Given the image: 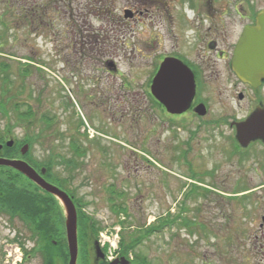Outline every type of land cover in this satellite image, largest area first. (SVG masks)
<instances>
[{
  "label": "rangeland",
  "instance_id": "1",
  "mask_svg": "<svg viewBox=\"0 0 264 264\" xmlns=\"http://www.w3.org/2000/svg\"><path fill=\"white\" fill-rule=\"evenodd\" d=\"M35 1L40 11L32 16V22L22 18L15 9L7 8L6 12L5 5L0 3V20L7 25L2 36L7 59L3 61L10 64L11 75L16 77L18 68L26 66L27 75L14 80L16 85L21 82L24 85L16 99L21 113L28 107L33 112L31 118L22 120V116L16 126H13L16 120H11L13 112L9 113L10 119L1 115L0 135L5 137L4 142L12 139L18 149L19 142L27 140L20 146H29L25 154L28 158L23 159L33 167L37 163L42 164L41 168L50 166L47 179L71 194L77 211L82 212L78 214H83V224L100 228L96 237L104 244L106 256L120 253L122 236L127 238L126 242L135 236L138 244L127 258L131 264L132 257L145 258L152 264H262L264 246H260L255 235L259 214L264 208V191L253 189L256 186L253 182L242 188H252L246 194L203 191L191 185L193 181L189 179L193 157L190 154L183 159L173 156L177 135H165V146L150 133L148 143H141L136 136L141 138L145 126L138 129L128 116L122 124L127 133L117 132L116 141L93 139L89 143L86 136L95 135L94 131L76 126L72 118L78 101L73 83L83 80L88 87L87 79L91 76L87 73L90 70L92 73V67L81 62L99 57L95 53L98 47L103 51L104 46L108 49V44H116L117 79L133 78L139 86L145 70L151 68L159 42L166 48L172 43L173 28L163 23L164 18L160 22L157 18L161 7L169 4L168 11H173L180 9L179 5L172 0ZM259 5L263 6L264 0ZM133 8L146 12L140 13L137 21L130 20L125 11ZM110 36L115 38L109 40ZM26 58L32 60L29 62ZM94 74L97 73L94 71ZM66 88L72 104H67L63 97ZM151 116L155 118L156 114L152 111ZM124 124L131 126L130 132ZM226 132L219 129L213 132V138L229 137ZM71 139H79V146H74L72 153L77 155V161L70 160L65 165L64 155L67 147H72ZM207 162L209 165L212 159L206 158ZM57 205L63 218V230L60 224L57 233L64 232L65 237L63 210L58 202ZM177 214L179 218L175 217ZM172 217H175L172 224L144 234L147 227ZM52 222L57 223L55 219ZM16 224L17 229L23 228ZM24 230L27 231L25 226ZM78 234L86 246L87 259H91L87 244L92 234L84 238L79 228ZM12 242L10 237L4 247L12 255H21L19 243ZM0 264H4L1 255ZM31 264H39V260L36 258ZM56 264L61 262L57 260Z\"/></svg>",
  "mask_w": 264,
  "mask_h": 264
},
{
  "label": "flooded vegetation",
  "instance_id": "2",
  "mask_svg": "<svg viewBox=\"0 0 264 264\" xmlns=\"http://www.w3.org/2000/svg\"><path fill=\"white\" fill-rule=\"evenodd\" d=\"M0 1L36 2L35 0ZM172 1L177 3L180 9L168 11L171 6L167 4L161 7V14L157 17L159 22L164 18L163 23L167 22L170 28H173L172 43L166 48L159 42L157 53L151 60V68L145 70L144 80L139 86L133 78L117 79L115 73L117 64L114 62L116 44L112 46L108 44V49L104 46L103 51L98 47L95 53L99 57L81 62V65L92 67V73L91 70L87 73L91 76L87 79L88 87L84 85L83 80L73 83L75 91L73 87L72 90L78 99L75 103L76 112L72 117L75 125L94 131L96 136L94 134L86 136L89 143L93 139L96 142L116 141L117 132L127 133L122 124L130 116V121H134L138 129H142L143 124L145 126V130L141 131V138L136 136V140L139 139L141 143H148L150 137L147 135L150 133L151 136L157 137V141L162 146H165V135L171 137L177 135L176 152L173 156L183 159L190 154L194 160L189 173V179L193 181L191 185L203 191L238 195L250 193L252 188H244L245 190L242 188L253 182L256 185L253 189L264 191V139L255 138L242 143L236 133L237 123L247 119L256 108L264 107V79H260L259 83L253 86L240 78L232 68L234 51L243 30L247 26L255 25L256 16L264 10V5L260 7V0ZM177 4L175 7H178ZM129 11L131 16L128 18L136 21L140 13L146 12L138 8ZM110 38L115 37L110 36L108 39ZM166 60L174 61L178 69L184 68L187 77L194 84L189 103L178 112L168 111L165 104L158 100L151 90L152 79ZM146 64L149 66L148 63ZM176 76L178 79L185 78L182 72H177ZM66 81L68 82L67 79ZM67 91V88L63 90V97L68 104L72 100ZM152 111L156 114L155 118L151 116ZM130 127L126 126L129 132ZM219 129H225L227 131L225 134L229 137L221 135L214 139L213 132L216 133ZM180 133L183 135L178 137ZM86 139L84 141L88 145ZM128 140L131 141L129 138ZM71 142V149L67 147L64 155L65 165L70 160L75 163L77 161V155L72 153L73 147L79 146V139H71ZM68 152L72 156L67 154ZM0 157L24 158L19 155H5L4 144L0 148ZM206 158L208 161L212 159L209 165L208 162L205 164ZM0 167L4 166L0 165ZM34 168L40 172V168ZM45 175L44 178L48 180ZM259 217L255 239L263 247L264 208L260 211ZM16 222L23 226L21 230L16 228ZM28 223L29 221L20 217L19 211L15 208L0 203V242L2 243L0 246L3 251L0 255L4 264H31L36 258L39 264H44V258L48 255L53 258H51L52 264H56L57 260L61 264H67V251L64 260L60 253L51 254L46 251V244L41 235H32ZM24 226L28 231L27 235ZM10 237L13 242L19 243L21 255H12L11 250L4 247V243L8 242ZM90 241L87 247L90 249L91 259H87L84 251L86 246L83 245L77 232L76 264H82L83 261L86 264H108L104 257L103 246H100L102 253L100 257L96 253L97 239L91 235Z\"/></svg>",
  "mask_w": 264,
  "mask_h": 264
},
{
  "label": "trees",
  "instance_id": "3",
  "mask_svg": "<svg viewBox=\"0 0 264 264\" xmlns=\"http://www.w3.org/2000/svg\"><path fill=\"white\" fill-rule=\"evenodd\" d=\"M3 5H5V11L8 9H15L16 12L19 15H22L21 17L32 22L33 18L32 16H35L36 11H40L38 7L36 8L37 2H7V1H0ZM35 4V6H34ZM6 13L4 12V15ZM30 19H29V18ZM6 26L5 23H3L2 20H0V117H5L7 119H10L9 113L13 112L14 116L11 120H16L13 123V126H16L17 123L21 122L22 120L26 118H31L33 115V112L28 107L26 108V112L21 113L20 109L18 108L19 102L16 99V96H18L20 93L22 94L24 90L23 83H19L16 85L14 82L15 79H23L27 75V71L25 72V65L20 66L17 71V77L11 75V66L8 62L3 61L4 59H7L6 54H4V48L2 45L4 44V39L2 36L6 33ZM9 31V29H8ZM3 39V40H2ZM11 54V53H10ZM13 55V54H12ZM27 61H31V58H26ZM31 66V64H26ZM22 67V68H21ZM26 73V74H25ZM2 115V116H1ZM29 120V119H28ZM27 120V121H28ZM50 126V125H49ZM7 129V127H6ZM5 129V133L7 134V131ZM4 136L0 135V141L4 142ZM21 141L19 142V147L16 149L14 145L12 147L4 146V154L7 156H22L20 154V146L22 143L26 142ZM16 144V143H14ZM42 164L35 165L36 167L41 166ZM50 166H47L46 173L49 174ZM0 203H3L5 205H9V207L15 208L20 213V217L26 221H29L27 224L29 227V231L32 233V235H41L43 242L46 244L45 249L49 253L53 254L60 253L62 256V260H64V257H66V241L63 233H57V228L60 224L63 230V218H62V212L60 208L57 205V202L55 201V198H53L51 195L47 194L43 190H41L39 187H37L35 184L27 180L24 176H22L19 172L7 168V167H0ZM56 178V177H55ZM35 189V190H34ZM124 210L123 208H121ZM56 213L57 216H54ZM82 212L77 211V226H79V231H81V236H88L89 233H91L93 236L96 237V234L99 232L100 228L95 224H90L89 227L85 223L83 224V214H78ZM176 218H179V214L175 216ZM172 218H167L164 221L159 220V224L157 225L152 224L149 228L147 227L144 234H149L156 232L157 230H161L162 227L166 225H170L173 223ZM55 219L57 223H53L52 220ZM59 223V224H58ZM155 223V222H154ZM88 227V229H87ZM157 227H159L157 229ZM89 230V231H88ZM89 237V236H88ZM85 238V237H84ZM131 239H129L128 242H126V237L122 236L120 241V253L119 255H123L126 258H128V253L132 251L135 247V245L138 244L136 242L135 236H130ZM55 241V242H54ZM50 255L44 258V264H52ZM138 257H135L132 260L134 261L133 264H152L148 261H146L145 258L143 259H137ZM53 259V258H52ZM131 264V262H130Z\"/></svg>",
  "mask_w": 264,
  "mask_h": 264
},
{
  "label": "water",
  "instance_id": "4",
  "mask_svg": "<svg viewBox=\"0 0 264 264\" xmlns=\"http://www.w3.org/2000/svg\"><path fill=\"white\" fill-rule=\"evenodd\" d=\"M130 11H125V16H130ZM232 68L244 81L256 86L260 79H264V10L256 16L253 26H247L236 45L232 60ZM182 72L185 78L176 74ZM185 69H178L174 61L166 60L154 75L151 83L152 94L162 101L167 110L178 112L189 103L194 90L193 81H190ZM237 138L246 143L255 138L264 139V107L256 108L244 121L237 123ZM13 140L6 141V146H12ZM2 144L0 143V148ZM28 145L24 144L21 153L24 154ZM0 165L13 168L35 183L44 191L54 195L61 203L64 210V224L67 249L69 254L68 264H76L77 260V215L76 208L71 197L62 189L46 181L31 165L22 159H9L0 157ZM45 169H41L44 174ZM96 253L102 257L98 244ZM125 257H118L108 264H128Z\"/></svg>",
  "mask_w": 264,
  "mask_h": 264
}]
</instances>
